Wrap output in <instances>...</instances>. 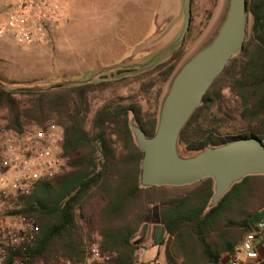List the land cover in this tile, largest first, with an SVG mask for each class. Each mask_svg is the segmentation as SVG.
<instances>
[{
    "label": "trees",
    "instance_id": "16d2710c",
    "mask_svg": "<svg viewBox=\"0 0 264 264\" xmlns=\"http://www.w3.org/2000/svg\"><path fill=\"white\" fill-rule=\"evenodd\" d=\"M247 12L252 19L249 37L182 129L178 147L183 152L245 139L264 145V0H247ZM176 59L154 70L168 67L167 77ZM109 85L11 91L0 80V112L6 113L7 130L23 134L33 126L44 128L55 122L64 135L63 171L16 200L14 213L38 223L35 243L24 255L31 261L60 257L78 263L84 260L88 243L98 239L101 252L110 258L99 264H137L141 248L137 234L150 207L158 204L166 232L159 245L164 247L166 264H220L225 254L233 257L244 236L264 219V175L234 184L216 206H211L212 179L184 187H143L142 152L129 123L133 121L150 137L158 120L142 119L134 105L108 104L94 113L87 130L88 94ZM78 219L88 227L97 221L98 233L84 231Z\"/></svg>",
    "mask_w": 264,
    "mask_h": 264
},
{
    "label": "rangeland",
    "instance_id": "374dc122",
    "mask_svg": "<svg viewBox=\"0 0 264 264\" xmlns=\"http://www.w3.org/2000/svg\"><path fill=\"white\" fill-rule=\"evenodd\" d=\"M48 1L58 8L60 21L40 44L23 48L8 37L0 38V80L11 91L18 87L50 90L57 85L110 83L108 88L88 94L87 130L94 113L108 104L134 105L142 119L158 120L173 78L216 36L228 8V0H192L189 30L176 47L185 22L183 0ZM251 22L250 16L247 39ZM174 56L177 59L170 75L164 76L168 67L154 70ZM223 95L230 97L228 90ZM5 116L0 112V129L6 125ZM178 151L181 157L196 154L180 147ZM160 207L152 205L150 216L155 217ZM77 222L92 235L99 231L97 221L90 227L80 219ZM162 250L164 255V247ZM162 258L157 264H166ZM239 259L245 260L243 253Z\"/></svg>",
    "mask_w": 264,
    "mask_h": 264
},
{
    "label": "water",
    "instance_id": "95a60500",
    "mask_svg": "<svg viewBox=\"0 0 264 264\" xmlns=\"http://www.w3.org/2000/svg\"><path fill=\"white\" fill-rule=\"evenodd\" d=\"M184 28L177 46L191 24V0H183ZM250 15L247 0H228L225 18L216 36L198 51L173 78L162 103L155 133L148 137L129 123L142 152L140 184L150 187H184L205 179L214 181L211 206H216L232 186L246 177L264 175V145L257 139L208 147L190 157L178 151L180 133L204 94L247 39ZM53 86L50 90L60 88Z\"/></svg>",
    "mask_w": 264,
    "mask_h": 264
},
{
    "label": "built area",
    "instance_id": "2783aa9c",
    "mask_svg": "<svg viewBox=\"0 0 264 264\" xmlns=\"http://www.w3.org/2000/svg\"><path fill=\"white\" fill-rule=\"evenodd\" d=\"M60 21L58 8L48 0H6L0 20V38L8 37L17 46L40 44L53 24ZM63 128L50 122L44 128L31 127L16 134L0 129V264H99L109 256L100 250L98 239L87 245L82 262L66 258L31 261L24 253L34 245L37 220L15 214L16 200L31 194L37 184L58 176L66 165L63 156ZM264 233L260 220L235 248L230 264H264L256 242ZM243 253L245 260L239 259ZM23 254V256H18Z\"/></svg>",
    "mask_w": 264,
    "mask_h": 264
},
{
    "label": "crops",
    "instance_id": "0c3cea01",
    "mask_svg": "<svg viewBox=\"0 0 264 264\" xmlns=\"http://www.w3.org/2000/svg\"><path fill=\"white\" fill-rule=\"evenodd\" d=\"M6 0H0V12L3 14ZM264 220V219H262ZM259 222V221H258ZM257 222V223H258ZM166 238V232L159 220V209L155 217H151L150 213L145 221L144 226L137 234V242L140 244L138 257L139 264H157L163 260V250L159 245ZM257 250L264 257V233L258 237L256 242ZM156 259V260H155ZM232 258L225 254L220 264H230Z\"/></svg>",
    "mask_w": 264,
    "mask_h": 264
}]
</instances>
